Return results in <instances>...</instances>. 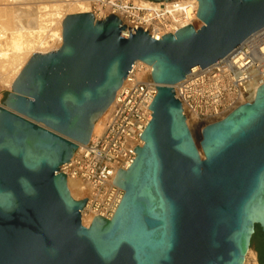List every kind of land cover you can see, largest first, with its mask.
Segmentation results:
<instances>
[{
    "label": "water",
    "instance_id": "obj_1",
    "mask_svg": "<svg viewBox=\"0 0 264 264\" xmlns=\"http://www.w3.org/2000/svg\"><path fill=\"white\" fill-rule=\"evenodd\" d=\"M198 1L203 25L160 39L72 12L61 45L30 56L0 106V264H245L264 232V84L198 137L174 85L263 27L264 0ZM137 61L158 84L152 119L115 213L85 225L63 166Z\"/></svg>",
    "mask_w": 264,
    "mask_h": 264
},
{
    "label": "built area",
    "instance_id": "obj_2",
    "mask_svg": "<svg viewBox=\"0 0 264 264\" xmlns=\"http://www.w3.org/2000/svg\"><path fill=\"white\" fill-rule=\"evenodd\" d=\"M183 0H94L93 12L101 18L115 13L142 27L160 39L168 33L192 24L202 26L196 17L186 21ZM148 3V4H145ZM198 12V10H197ZM198 16V15H197ZM134 68V69H133ZM143 65L132 67L125 84L119 88L115 102L106 114L102 130L77 149L71 161L63 166L81 184V198H86L87 218L97 215L111 218L124 191L113 183L121 169H128L136 158L134 149L143 145L141 135L152 119L149 108L157 94L158 84L151 73L145 76ZM264 84V26L253 32L218 62L197 68L174 85L176 96L187 112L202 123L227 115L237 106L255 98ZM0 87V106L4 97ZM67 175H69L67 173Z\"/></svg>",
    "mask_w": 264,
    "mask_h": 264
},
{
    "label": "bare ground",
    "instance_id": "obj_3",
    "mask_svg": "<svg viewBox=\"0 0 264 264\" xmlns=\"http://www.w3.org/2000/svg\"><path fill=\"white\" fill-rule=\"evenodd\" d=\"M93 2L94 0H0V85L12 89L16 77L30 56L35 52H45L61 45L63 39L62 24L65 16L72 12H91ZM181 6L186 17V21H182L184 24L189 19L199 18L197 16V10L199 9L198 0H183ZM94 15L97 19H105L107 17L101 18L97 14ZM115 15L122 20L123 25L131 26L130 22L123 20L121 14ZM155 35L161 38L159 32H156ZM137 65H143L142 73L145 76L151 73V65L143 61H137L134 67ZM127 77L122 86L125 84ZM253 100L254 98L251 99V101ZM114 102L115 100L95 122L91 138L95 133H99L102 130L103 119ZM184 112L190 127H194L199 136L206 123L192 118L186 108H184ZM223 117L225 115L218 119ZM84 145L80 144L78 149ZM65 172L69 174L67 175L68 184L72 195L79 199L82 193L80 182L72 178L68 169ZM87 210V207L82 210V219L85 225H89L93 217L92 215L89 218L86 217ZM249 252L250 250L248 254Z\"/></svg>",
    "mask_w": 264,
    "mask_h": 264
},
{
    "label": "trees",
    "instance_id": "obj_4",
    "mask_svg": "<svg viewBox=\"0 0 264 264\" xmlns=\"http://www.w3.org/2000/svg\"><path fill=\"white\" fill-rule=\"evenodd\" d=\"M252 246L255 247L259 254V262L263 264L264 262V232L260 225H256V230L252 238Z\"/></svg>",
    "mask_w": 264,
    "mask_h": 264
},
{
    "label": "rangeland",
    "instance_id": "obj_5",
    "mask_svg": "<svg viewBox=\"0 0 264 264\" xmlns=\"http://www.w3.org/2000/svg\"><path fill=\"white\" fill-rule=\"evenodd\" d=\"M92 5H93V3H92ZM91 12H93V8H92ZM0 87L4 89V92H6V91L10 92L12 90L11 88H8L6 86L0 85ZM192 130L194 131L195 135L198 137V132L196 131V129L194 127H192ZM84 218L86 219V217H84ZM245 264H260V262H259V254H258L257 250H255L254 246H252V248L250 249V252H249V254L246 257Z\"/></svg>",
    "mask_w": 264,
    "mask_h": 264
}]
</instances>
